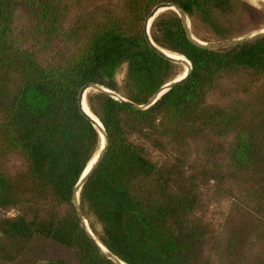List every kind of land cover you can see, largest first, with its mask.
I'll return each mask as SVG.
<instances>
[{"label": "trees", "instance_id": "trees-1", "mask_svg": "<svg viewBox=\"0 0 264 264\" xmlns=\"http://www.w3.org/2000/svg\"><path fill=\"white\" fill-rule=\"evenodd\" d=\"M163 3L236 38L232 0H0V264H114L72 203L101 145L78 93L141 106L183 75L146 38ZM149 37L192 73L143 110L86 95L107 138L79 193L89 228L124 264H264V36L198 47L169 10Z\"/></svg>", "mask_w": 264, "mask_h": 264}, {"label": "water", "instance_id": "water-1", "mask_svg": "<svg viewBox=\"0 0 264 264\" xmlns=\"http://www.w3.org/2000/svg\"><path fill=\"white\" fill-rule=\"evenodd\" d=\"M172 10L174 12H176L179 16V18L182 21L183 27L185 29V33L188 37V39L195 44L198 47H202V48H206V49H213V50H217V49H224V48H228L234 45H237L239 43L242 42H247V41H251L260 37L264 36V29L252 34L250 36L247 37H243V38H238V39H231V40H223V41H216V42H210V43H202L200 41H196L192 38L191 34H190V30L189 27L186 23V17L183 14L182 10L177 7L174 4L171 3H163V4H159L156 7H154L152 9V11L150 12V14L148 15L146 21H145V25H144V29H145V34H146V38L148 40V42L150 43V45L152 46V48L161 56H163L164 58H166L167 60H170L171 62L180 64L182 66H186L187 68V72L185 74V76L179 80H172L171 82L165 84L164 86H162L157 92L156 94L151 97L144 105L141 106H137L134 105L132 103H128L126 100H124L123 98H121L119 95H117L115 92L110 91L104 87H102L101 85L98 84H94V83H87L85 84L78 93V105L80 108V111L83 113V115L92 123L93 127L96 129V131L98 132L100 139H101V145H100V150L97 154V157L95 159V161L93 162V164L90 166V168L86 171H84V173L82 174L80 180L78 181V183L76 184L75 188L73 189L72 192V203L74 204L75 208H76V212L80 221V224L82 226V228L84 229V231L86 232V234L88 235V237L91 239V241L94 243V245L99 249V251L105 255L108 259H110L114 264H124L122 261H120L119 259H117L115 256H113L112 254H110L106 248H104L99 241L96 239V237L93 235L91 229L89 228V225L86 221V219L84 218L80 207H79V202H78V198H79V193L80 190L83 186V184L85 183V181L87 180V178L89 177V175L91 174V172L94 170V168L97 166V164L100 162V160L102 159L106 148H107V138H106V134L104 132V128L101 125V123H99V125L88 115L83 111L82 108V98L85 95V99H86V95L90 92H102L105 93L107 95H109L110 97L114 98L115 100L121 101L123 103H128L129 105H131L132 107H135L137 109L143 110V109H147L150 106H152L163 94H165L166 92H168L171 88H173L175 85L181 84L183 82H185L191 75L192 73V67L190 65V63L185 59V60H177L175 58H172L168 55H166L162 49H160L159 47L155 46L149 37V28L151 23L149 24V21L151 20V22L153 21V19L166 11Z\"/></svg>", "mask_w": 264, "mask_h": 264}, {"label": "rangeland", "instance_id": "rangeland-1", "mask_svg": "<svg viewBox=\"0 0 264 264\" xmlns=\"http://www.w3.org/2000/svg\"><path fill=\"white\" fill-rule=\"evenodd\" d=\"M236 16V35L234 39L243 38L255 34L264 29V0H232ZM186 23L189 27L192 38L202 43L216 42L215 36L203 25L196 23L192 27L190 20L186 18ZM164 50V49H163ZM166 53L171 52L164 50ZM182 68V78L187 71L186 66L178 64ZM124 76V69H122L116 80L121 84ZM177 78V79H179Z\"/></svg>", "mask_w": 264, "mask_h": 264}, {"label": "bare ground", "instance_id": "bare-ground-1", "mask_svg": "<svg viewBox=\"0 0 264 264\" xmlns=\"http://www.w3.org/2000/svg\"><path fill=\"white\" fill-rule=\"evenodd\" d=\"M151 23V20L149 21V24ZM162 51L166 54V55H168V56H170V57H172V58H175V59H177V60H185L184 59V57L183 56H181V55H178V54H174V53H171V54H168V53H166L163 49H162ZM187 72V71H186ZM186 74V73H185ZM185 74H184V76H185ZM183 76V77H184ZM182 77V78H183ZM179 79H181V78H179ZM179 79H176V80H179ZM82 108H83V111L86 113V114H88L98 125H99V121H98V119L96 118V116H94L91 112H90V110H89V108H88V106H87V103H86V99H85V95L83 96V98H82ZM97 157V156H96ZM96 157L91 161V163L89 164V166H88V168H87V170L90 168V166L93 164V162L95 161V159H96ZM87 170L85 171V172H87Z\"/></svg>", "mask_w": 264, "mask_h": 264}]
</instances>
